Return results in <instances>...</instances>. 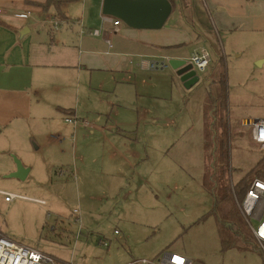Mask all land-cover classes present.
<instances>
[{
  "label": "rangeland",
  "instance_id": "obj_1",
  "mask_svg": "<svg viewBox=\"0 0 264 264\" xmlns=\"http://www.w3.org/2000/svg\"><path fill=\"white\" fill-rule=\"evenodd\" d=\"M98 1L86 0L85 8L83 0L67 1L65 13L72 17V25H79L82 19L86 27L100 28L101 24L94 21ZM173 11L172 19L177 14L176 8ZM34 16L28 22L30 30L35 35L37 28L46 31ZM217 41L223 61L214 71L218 56L207 44L211 62L199 73L200 82L190 89L170 66L140 70L135 66L140 59L130 56L116 78L105 74L94 75L92 81L86 78L81 97L85 120L96 127L99 124L93 116L103 113L107 125L126 133L122 136L128 146L138 136V150L143 154L140 168L137 173L127 169L130 176L105 186L70 182L36 188L28 181L20 182L22 186L0 185L19 195L5 200L0 193V232L51 255L56 262L126 264L135 258H155L169 250L181 251L193 260L198 258L195 264H264V255L242 247L240 236L231 238L236 246L224 249L214 216L201 220L214 203L206 190L212 182V161L216 167L214 178L219 188L223 186L221 153L218 147H207L206 137L215 135L220 143L225 136L231 170L224 180L236 207L229 217L237 229L251 237L238 210L231 180L236 184L240 174L252 169L264 154L243 123L248 118H264V30L248 36H230L221 31ZM190 50L186 47L182 57ZM116 104L123 107L117 109ZM209 107L215 108L218 124L223 122L217 125V135L208 128ZM95 127L87 130L91 142L99 141L90 136ZM145 127L146 154L141 143ZM259 168L264 171V163ZM9 174H0V182L10 181ZM31 198H42L47 203ZM74 209L79 210L78 221Z\"/></svg>",
  "mask_w": 264,
  "mask_h": 264
},
{
  "label": "crops",
  "instance_id": "obj_2",
  "mask_svg": "<svg viewBox=\"0 0 264 264\" xmlns=\"http://www.w3.org/2000/svg\"><path fill=\"white\" fill-rule=\"evenodd\" d=\"M47 1L0 0V174L16 171L13 157L28 170L23 179L8 175L10 181L0 182L4 187L22 186L23 181L36 188L70 182L105 186L130 176L127 169L137 173L143 156L138 150V134L128 146L122 136L126 133L107 125L103 113L93 116L99 124L96 127L85 120L81 97L86 78L92 81L96 74L116 78L128 56L140 59L135 63L140 70L143 59L188 58L190 54L182 57L186 47L192 52L209 44L219 59L222 54L217 38L221 31L248 36L264 30V0H183L184 7L178 6L175 18L171 14L162 28L137 29L122 22L116 31L107 23L96 36L91 34L95 28L86 27L82 17L79 25L69 21L72 17L65 13L69 0L44 6ZM102 3L98 1L94 19L101 25ZM86 5L83 0L82 6ZM27 12V18L19 15ZM181 12L192 25L185 22ZM33 16L46 31L37 28L35 35L30 30L28 22ZM58 17L61 21L54 27L49 20ZM116 105L117 109L123 107ZM68 117L78 119V123L67 122ZM89 127L96 128L90 136L97 137L98 142L90 141ZM141 134L146 154V127ZM57 166L60 170L55 169ZM0 191L15 193L3 187ZM176 253L186 256L181 251ZM189 259L193 264L198 260Z\"/></svg>",
  "mask_w": 264,
  "mask_h": 264
},
{
  "label": "built area",
  "instance_id": "obj_3",
  "mask_svg": "<svg viewBox=\"0 0 264 264\" xmlns=\"http://www.w3.org/2000/svg\"><path fill=\"white\" fill-rule=\"evenodd\" d=\"M0 8V12H2ZM22 17H29V12L25 14H19ZM50 23L54 27L59 25V20L51 19ZM107 23L111 24L113 30H118L122 21L114 16L103 15L102 27L96 28L91 31V34L98 35L101 33L103 26ZM107 43L112 46L109 40ZM168 56H160L159 59H143L141 61V67L149 71L159 70L168 67ZM187 63H191L192 69L197 74L204 72L211 62L210 50L207 47H201L194 49L188 58H185ZM66 121L74 124L78 123V119L67 118ZM243 123L250 128L252 140L258 144L259 148L264 150V118H248ZM231 180V179H230ZM231 187L233 195L238 207V210L242 214L245 223L249 226L252 232L253 238L257 241L260 249L264 255V179L256 177L254 178L249 187L245 190L244 196L239 199L234 190V184L231 180ZM5 195V200L19 197L18 194L11 192L0 191ZM45 202L43 200H35ZM73 213L76 215V220L80 218L78 215L79 210L74 209ZM255 222V224L253 223ZM117 232V231H116ZM102 242V241H101ZM103 243V242H102ZM0 264H74L73 262H56L55 259L44 252H40L35 248L24 246L12 238L7 237L5 234L0 233ZM127 264H193V261L183 254H179L172 251H165L160 256L150 259L135 258L133 261Z\"/></svg>",
  "mask_w": 264,
  "mask_h": 264
},
{
  "label": "trees",
  "instance_id": "obj_4",
  "mask_svg": "<svg viewBox=\"0 0 264 264\" xmlns=\"http://www.w3.org/2000/svg\"><path fill=\"white\" fill-rule=\"evenodd\" d=\"M172 3V11L179 6V8L184 7L183 0H170ZM63 0H48L44 6H48L50 3H56L60 4ZM174 12V11H173ZM172 12V14H173ZM182 13V12H181ZM182 17L185 20L186 23L192 25L191 21L186 18V15L184 12L182 13ZM223 61V56H220L218 59V62L221 63ZM209 98L213 100V95H210ZM207 115L210 118V121H208V128L209 131L217 135V131H219L217 125H222L223 122L221 121L218 124V118L215 113V108L209 107L207 109ZM220 131L222 133V128H220ZM223 134V133H222ZM205 142H207V147L211 148H217L219 151V154L221 153L222 160H220V163L222 164L221 174H222V188H219V182L215 180L214 176L216 173V167L214 161H212V166L209 173V179L212 180V182L207 186L206 190L208 191L211 196L214 198L213 206L210 208L209 212L205 214L201 220L207 219L209 216H214L218 231L220 240L222 242V246L224 249L234 247L236 246L237 242L231 240L232 236H235V238H238L240 236L241 246L248 249L253 250L256 252H260L263 254L262 250L260 249L257 241L254 240L253 235L247 236L246 234L242 233L239 229L234 226V222L230 219L229 214L231 213V209H236V207L233 204V198L230 194V186L228 185L227 181L224 180L226 174L228 173L229 164L227 162L228 152L226 149L225 144V136L220 140V143L217 142L216 136L211 134L206 137ZM264 151V150H263ZM214 152V149H213ZM264 163V154L261 156V158L256 162L255 166L250 169L249 171H246L242 174H240V177L238 178V182L234 183V190L237 192L236 194L241 199L244 196L245 190L249 187L251 181L253 178L259 177L264 179V171L262 168H259ZM231 170V167L230 169ZM226 204H229L228 208ZM226 207V210H225Z\"/></svg>",
  "mask_w": 264,
  "mask_h": 264
},
{
  "label": "water",
  "instance_id": "obj_5",
  "mask_svg": "<svg viewBox=\"0 0 264 264\" xmlns=\"http://www.w3.org/2000/svg\"><path fill=\"white\" fill-rule=\"evenodd\" d=\"M101 12L119 18L132 28L158 29L162 28L173 11L170 0H103ZM168 65L180 76L185 88L190 89L200 82L199 74L185 58L170 57ZM15 163L16 171L9 175L23 179L28 170L19 159L15 158Z\"/></svg>",
  "mask_w": 264,
  "mask_h": 264
},
{
  "label": "snow or ice",
  "instance_id": "obj_6",
  "mask_svg": "<svg viewBox=\"0 0 264 264\" xmlns=\"http://www.w3.org/2000/svg\"><path fill=\"white\" fill-rule=\"evenodd\" d=\"M262 235H264V234H262Z\"/></svg>",
  "mask_w": 264,
  "mask_h": 264
}]
</instances>
